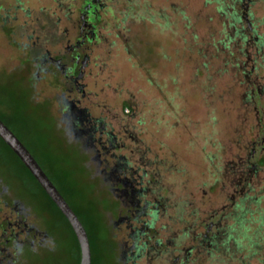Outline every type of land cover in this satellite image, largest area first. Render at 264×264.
Instances as JSON below:
<instances>
[{"label":"rangeland","instance_id":"obj_1","mask_svg":"<svg viewBox=\"0 0 264 264\" xmlns=\"http://www.w3.org/2000/svg\"><path fill=\"white\" fill-rule=\"evenodd\" d=\"M82 3L0 0V115L77 212L90 238L92 264H126L125 233L115 225L124 207L93 152L64 129L59 102L65 78L50 67L35 83L31 58L36 50L23 47L41 37L52 53L63 52L67 28L76 37L72 21ZM102 3L107 8L96 40V89L90 90L138 131L164 201L150 235L156 236L152 244L161 241L166 256L157 260L150 254L137 264H264V0ZM220 3L231 13L247 12L249 22L231 26V16L217 10ZM19 6V20L7 24ZM85 49L68 51L70 69ZM244 162L248 175L239 173ZM6 172L14 193L30 201L41 225L58 235L47 264H78L71 227L53 206L48 208L0 141V173ZM247 195L261 200L246 202L249 222L241 226L236 205ZM233 224L238 249L195 248L198 236H221Z\"/></svg>","mask_w":264,"mask_h":264},{"label":"flooded vegetation","instance_id":"obj_2","mask_svg":"<svg viewBox=\"0 0 264 264\" xmlns=\"http://www.w3.org/2000/svg\"><path fill=\"white\" fill-rule=\"evenodd\" d=\"M106 8L102 0H83L78 19L72 21L76 37L72 39L67 28L65 35L69 40L63 52L52 53L48 45L41 44V37L32 45L27 44L23 47L36 50L31 58L32 77L35 83H40L43 74L50 73L51 68H55L60 75L63 74L64 91L59 105L64 129L68 137H74V141L82 144L81 147L93 152L92 159L95 163L97 161L100 174L105 175L106 181L110 183L111 193L123 205L124 210L115 222L118 230L125 233L123 238L126 249L122 253V259L126 264H137L150 254L157 260L166 256L164 249L161 248L163 247L161 241L154 240L155 243L152 244V239L156 236L150 235L154 232L153 229L160 217V206L164 201L159 193L160 181L147 157L149 150L143 146L140 134L124 116L114 114L106 105H102L98 92L90 90V87L96 89L97 64L94 60L96 40L99 35V23L102 20L101 11ZM20 10L22 7L19 6L14 16H8L7 24L11 22L14 24L19 20ZM73 13L71 10L67 14L69 16ZM244 14L242 18L249 22L247 12ZM251 25L249 23L250 27ZM28 39L31 40L32 36H28ZM83 45H86V49L81 50L75 68L70 69L65 60L66 54L76 48L80 50ZM0 119L30 151L52 181L23 138L10 127L2 115ZM0 141L34 181L48 208L53 206L68 221L18 155L1 137ZM245 163H241L244 168ZM10 178L11 174L0 173V264H32L33 262L29 261L31 258L37 259L38 264H47L48 261L51 262L50 257L56 250L58 235L48 226L41 225L30 201L14 193L15 187L9 181ZM73 211L78 216L74 209ZM73 233L77 240L78 258L81 260L80 244L74 230Z\"/></svg>","mask_w":264,"mask_h":264},{"label":"water","instance_id":"obj_3","mask_svg":"<svg viewBox=\"0 0 264 264\" xmlns=\"http://www.w3.org/2000/svg\"><path fill=\"white\" fill-rule=\"evenodd\" d=\"M0 137L7 143V145L18 155L25 166L30 170L34 177L38 180L40 185L52 198L54 203L62 211V213L68 219L71 227L73 228L81 248V262L80 264H92V253L91 244L88 233L67 203L66 199L56 188L53 182L49 179L46 173L43 171L41 166L38 164L34 156L30 151L24 146V144L19 140V138L8 128V126L0 119Z\"/></svg>","mask_w":264,"mask_h":264},{"label":"trees","instance_id":"obj_4","mask_svg":"<svg viewBox=\"0 0 264 264\" xmlns=\"http://www.w3.org/2000/svg\"><path fill=\"white\" fill-rule=\"evenodd\" d=\"M230 1L233 3V5L234 4H237L238 2H242V0H230ZM220 4L221 5L218 6V8H217L218 12L220 14H225L227 16L228 15L231 16V21H232L231 22V26H234V27L237 28L238 27V24L243 22L242 15L240 16V14L236 10L233 13H231L228 10L229 9L228 6L222 5V3H220ZM238 33H239V30L237 31V34ZM227 38L229 40H232V37L231 36H229ZM252 99H253V97L251 95V96H249V98L247 99V101L248 102L249 101H252ZM241 172L243 174H245V175H248V170L246 168L245 169H240L239 173H241ZM252 183L253 182H250V185H249L250 188H251ZM59 191L62 194V192H61L60 189H59ZM252 191H253V189H252ZM63 197H64V195H63ZM249 200L252 203L259 205L261 199L256 200L254 197L247 195L246 198L243 199L240 204L236 205V212H237V215H238L237 218H236V220H237V222L241 226H244L246 224V222H249V220H247L246 217H245V215H247L248 212H250L247 209V207L245 206L246 205V202L249 201ZM239 208L241 209L240 211L237 210ZM250 214H252V213H250ZM230 215H233V214H230ZM68 224L71 227V225H70L69 222H68ZM235 226H236V224H233L232 227H230V229H228L227 231H225L221 236H218V235L217 236H215V235H209V236H207V238L206 237L200 238L201 236L200 237L198 236V238L196 240V243H197L196 246L197 247H195V248L196 249H199V251L202 250V249L203 250L213 251V250H220V247H223V248L226 249L227 252H231V251H234L235 250L234 247L237 245V249H238L240 247V244H239L238 240L236 239V237L233 234V232L235 231V229H234ZM71 229L73 231V228L72 227H71ZM80 262H81V260H79V264H80Z\"/></svg>","mask_w":264,"mask_h":264}]
</instances>
